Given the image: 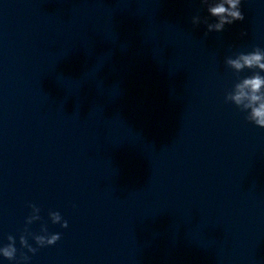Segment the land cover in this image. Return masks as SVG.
Segmentation results:
<instances>
[{"label": "clouds", "instance_id": "clouds-1", "mask_svg": "<svg viewBox=\"0 0 264 264\" xmlns=\"http://www.w3.org/2000/svg\"><path fill=\"white\" fill-rule=\"evenodd\" d=\"M202 4H207V13L211 17L218 18L216 23H207V32H221L226 25H231L236 21H243L244 14L241 11V0H216L215 3H209V0H201ZM196 24L193 18V25ZM207 35V33H205ZM236 58L226 59V64L234 70L237 74V82L233 85L230 92L225 96L226 102H231L237 106L241 111L247 112L246 119L255 125L264 128V49L255 47L251 52L238 53ZM245 69L251 71V75L239 77V73ZM32 212L26 218V227L24 232L19 237L21 248H26L28 252L35 254L38 248L55 245L60 240V233H48L47 227L41 226L42 234L31 233L27 225L41 219L39 213L40 209L32 204L29 205ZM49 216L53 224H60L61 227L67 228L68 222L61 221L59 212H50ZM35 241L37 247H32L28 242V237ZM9 243L0 247V255L9 261H16L17 264H28L30 257L20 254L17 261V248L15 247V237L9 235L7 237Z\"/></svg>", "mask_w": 264, "mask_h": 264}]
</instances>
